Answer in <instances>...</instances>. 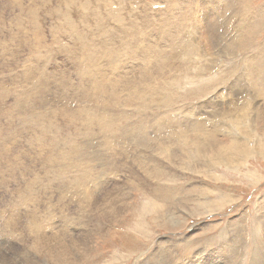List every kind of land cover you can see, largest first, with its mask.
Listing matches in <instances>:
<instances>
[{"label": "rangeland", "instance_id": "rangeland-1", "mask_svg": "<svg viewBox=\"0 0 264 264\" xmlns=\"http://www.w3.org/2000/svg\"><path fill=\"white\" fill-rule=\"evenodd\" d=\"M261 84L264 0H0V264H264Z\"/></svg>", "mask_w": 264, "mask_h": 264}, {"label": "bare ground", "instance_id": "bare-ground-1", "mask_svg": "<svg viewBox=\"0 0 264 264\" xmlns=\"http://www.w3.org/2000/svg\"><path fill=\"white\" fill-rule=\"evenodd\" d=\"M97 1H98V0H97ZM145 1H146V0H145ZM101 2H102V1H101ZM28 5H29V4H28ZM86 5H87V4H86ZM93 5H94V4H93ZM102 5H103V4H102ZM43 6H44V5H43ZM53 6H54V5H53ZM94 6H95V5H94ZM64 7H65V6H64ZM91 7L93 8V6H91ZM103 7L105 8V6H103ZM94 8H95V7H94ZM96 9H97V8H96ZM96 9H95V10H96ZM10 10H11V9H10ZM106 11H108V10H106ZM106 11H105V12H106ZM91 12H92V11H91ZM100 12H101V11H100ZM106 13H107V12H106ZM93 14H94V12H93ZM93 14H92V15H93ZM78 15H80V14H78ZM39 17H40V15H39ZM73 17H75V16L73 15ZM82 17H83V16H82ZM87 17H88V16H87ZM88 18H89V17H88ZM81 19H82V18H81ZM83 19L86 20L87 18H86V19L83 18ZM40 21H41V20H40ZM59 21H61V23H62V20H61V19H60ZM86 21H87V20H86ZM66 23H67V22H66ZM38 24H39V23H38ZM69 24H70V23H69ZM64 25H65V24H64ZM71 25H72V24H70L69 26H71ZM74 26H76V25H74ZM100 27H101V26H100ZM100 27H98V28L100 29ZM17 28H18V27H17ZM40 29H41V28H40ZM32 30H33V29H32ZM100 30H102V29H100ZM103 30H104V29H103ZM74 31H75V30H74ZM97 31H99V30H97ZM102 32H103V31H102ZM102 32H101V34H104V32H103V33H102ZM14 33H15V32H14ZM75 33H76V32H75ZM90 33H91V32H90ZM99 34H100V33H99ZM75 35H76V34H75ZM104 35H105V34H104ZM91 36H92V35H91ZM100 36H101V35H100ZM98 37H99V36H98ZM109 37H110V36H109ZM24 38H25V37H24ZM28 38H29V37H28ZM95 38H96V37H95ZM145 38H146V37H145ZM151 39H152V38H151ZM151 39H149V40H151ZM104 40H105V39H104ZM23 41H24V40H23ZM70 41H71V40H70ZM129 41H130V40H129ZM129 41H128V42L125 41V44H123V45H121V46H120V45L116 46L117 48H116L115 50H106L107 52H110V53L114 51L113 54H112V55L108 58V60H107V61H108V64L110 63V61L112 62V60H113L112 57H113V56H114V58H115V56L117 55L116 53H123V52H124L123 54L127 53V54H129V55H132V57H130V59L132 58L133 60H135V57H138V56L135 55V53H130L129 50H128L127 48H125L126 46H129V45H126V44L129 43ZM152 41H153V40H152ZM32 42H33V40H32ZM71 42H72V41H71ZM64 43H65V42H64ZM84 43H85V42H84ZM25 44H26V43H25ZM131 44H133V43H131ZM138 44H139V43H138ZM34 45H35V44H34ZM89 45H90V43H89ZM89 45H87V46H89ZM107 45H108V44H107ZM107 45H106V46H107ZM116 45H117V44H116ZM125 45H126V46H125ZM124 46H125V47H124ZM133 46H134V45H133ZM145 46H146V45H145ZM111 47H112V46H111ZM113 47H114V45H113ZM151 47H152V46H151ZM83 48H84V47H83ZM107 48H108V47H107ZM132 49H133V48H132ZM147 49H148V47H147ZM160 49H161V48H159V46L157 47L156 45H155L154 49H152V50L149 49V51H147V55H146V57H145V58L147 59V60L145 59V60H146V63H149V61L152 60V61L154 62V63H152V67H153L154 65H157L156 63H157V60H159V59H155V57H156L155 55H156V54L154 55L155 57H153V55L151 56V53H160V51H161ZM33 50H34V48H33ZM83 51H84V50H83ZM101 51H102V48H101ZM103 51H105V50H103ZM140 51H143V50H140ZM145 51H146V49H145ZM134 52H135V47H134ZM143 52H144V51H143ZM162 52H163V51H162ZM140 53H141V52H140ZM103 54H104V53H103ZM103 54H102V55H103ZM12 55H13V54H12ZM100 55H101V54H100ZM129 55H128V56H129ZM141 55H142V53H141ZM143 55H144V53H143ZM117 56H118V55H117ZM144 56H145V55H144ZM157 56H158V55H157ZM82 57H84V55H83ZM82 57H81V58H82ZM101 57H102V56H101ZM118 57H119V56H118ZM124 57H126V56H124ZM140 58H141V57H140ZM137 59H138V58H137ZM141 59H142V58H141ZM150 59H151V60H150ZM100 60H102V59H100ZM119 60H120V59H119ZM125 60H127V59H125ZM152 61H151V62H152ZM133 62H134V61H133ZM141 62H143V61H141ZM124 63H126V62H124ZM138 63H139V62H138ZM143 63H144V62H143ZM32 64H33V63H32ZM85 64H86V63H85ZM5 65H6V64H5ZM88 65H89V64H88ZM143 65H145V64H143ZM110 66H111V65H110ZM134 66H136V65H134ZM81 67H83V66L81 65ZM93 67H95V66H94V65H92V66H87L88 73H89L88 75H90V74L92 73V68H93ZM124 67H125V66H124ZM150 67H151V66H150ZM107 68H108V67H107ZM120 68H121V67H120ZM144 69H145V68H144ZM155 69H156V68H155ZM157 69H158V68H157ZM157 69H156V70H157ZM85 70H86V69H85ZM143 71H144V70H143ZM146 71H147V70H146ZM260 71H261V69H260ZM82 72H83V71H82ZM82 72H81V73H82ZM86 72H87V70H86ZM114 72H115V71H114ZM140 72H141V71H140ZM140 72H139V75H140ZM155 72H156V71H155ZM155 72H152V73H155ZM160 72H161V71H160ZM261 72H262V71H261ZM81 73H80V74H81ZM112 73H113V72L111 71V74H112ZM149 73H150V71H149ZM85 74H86V73H85ZM101 74H102V73H101ZM109 74H110V73H109ZM115 74L118 75L117 73H115ZM145 74H146V75H145ZM145 74H143V75L141 74L142 76H140V80H139L137 86H139V85L142 84L143 87H144V89H147V88H149V86H150L151 83H150V84L148 83V82L150 81V78H149L147 72H145ZM86 75H87V74H86ZM260 75H261V74H260ZM43 76H44V75H43ZM261 76H262V75H261ZM90 77H91V76H90ZM90 77H88V78H90ZM112 77H113V76H112ZM112 77H111V78H112ZM123 77H124V76H123ZM123 77H122V79H123ZM151 77H152V76H151ZM107 78H108V77H107ZM111 78H109V79H111ZM116 78H117V77H116ZM118 78H119V76H118ZM126 78H127V77H126ZM138 78H139V77H138ZM156 78H157V77H156ZM92 79H94V78L92 77ZM112 79H113V78H112ZM257 79H258V78H256V80H257ZM261 79H263V78H261ZM117 80H119V79H117ZM155 80H156V79H155ZM94 81H95V80H94ZM94 81H93V82H94ZM114 81L116 82V80H114ZM126 81H127V80H126ZM259 81H260V80H259ZM89 82H91V81H89ZM120 82H121V81H120ZM254 82H255V81H254ZM260 83H261V82H260ZM83 84H84V83H83ZM89 84H90V83H89ZM97 84H99V83H97ZM115 84H116V83H115ZM120 84H121V83H120ZM120 84H119V85H120ZM125 84H126V83H124V85H125ZM127 84H130V82H129V83L127 82ZM148 84H149V86H148ZM255 84H256V85H255ZM255 84H253V85H255L254 88H256V87H258V86L260 85L259 83H258V84L255 83ZM87 85H88V84H87ZM92 85H94V84H92ZM261 85H262V84H261ZM99 86H100V85H99ZM101 86H102V85H101ZM121 86H123V85H121ZM121 86H120V87H121ZM137 86H136V88H137ZM251 86H252V85H251ZM262 86L264 87V85H262ZM91 87H92V86H91ZM112 87H113V86H112ZM248 88H249V87H248ZM149 89H150V88H149ZM149 89H148V95H149V91H150ZM251 89H252V88H251ZM118 90H119V89H118ZM130 90H131V89H130ZM132 90H133V89H132ZM157 90H158V89H157ZM4 91H5V90H4ZM103 91H104V90H103ZM136 91H137V90H136ZM154 91H156V89H155ZM105 92H106V91H105ZM143 92H145V91H143ZM115 94H116V93H115ZM132 94H133V93H132ZM134 94H136V96H138V95H139V92H138V91H137L136 93L134 92ZM143 94H144V93H143ZM263 94H264V93H263ZM140 95H141V94H140ZM116 96H117V95H116ZM149 96H151V95H149ZM260 96H261V95H260ZM261 97H263V95H262ZM110 98H111V97H110ZM127 98H128V97H127ZM130 98H132V97H130ZM134 98H135V96H134ZM125 99H126V98H124V100H125ZM128 99H129V98H128ZM261 100H262V99H261ZM125 101L127 102V100H125ZM141 101H143V100H141ZM95 102H96V101H95ZM89 103H90V102H89ZM96 106H97V105H96ZM86 111H87V110H85V112H86ZM4 112H5V111H4ZM86 113H88V112H86ZM91 113H92V112H91ZM91 113H89V114L92 116L94 113H93V114H91ZM96 115H99V113L96 114ZM260 115H261V114H260ZM91 116H90V117H91ZM88 117H89V116H88ZM261 117H263V116H261ZM96 119H97V118H96ZM86 120H87V119H86ZM90 120H91V119H90ZM93 120H94V119L92 118V121H93ZM255 120H256V119H255ZM89 122H90V121H89ZM94 122H95V121H94ZM5 123H6V122H5ZM83 123H84V122H83ZM86 124H87V123H86ZM89 124H90V123H89ZM100 126H101V125H100ZM111 126H112V125H111ZM146 127H147V126H146ZM4 129H5V128H4ZM101 129H102V128H101ZM145 129H146V128H145ZM145 129L143 128V130H145ZM186 129H187V127H186ZM104 130H106V129H104ZM104 130H103V131H104ZM183 130H184V129H183ZM139 131H140V129H139ZM185 131H186V130H185ZM116 132H117V131H116ZM200 132H202V131L200 130ZM131 133H132V132H131ZM131 133H130V134H131ZM193 133H194V132H193ZM107 134H108V133H107ZM128 134H129V133H128ZM136 134H137V133H136ZM131 135H132V134H131ZM133 135H135V134H133ZM137 136H138V135H137ZM189 136H190V135H189ZM199 136H200V135H199ZM53 137H54V136H53ZM138 137H139V136H138ZM239 137H240V136H239ZM256 137H258V136H256ZM115 138H116V137H115ZM58 139H59V138H58ZM146 140H147V139H146ZM199 140H201V139L198 138V139L195 140V141L197 142V141H199ZM133 141H134V140H133ZM255 141H256V140H255ZM55 142H57V141H55ZM239 142H240V141H239ZM246 142H247V141H246ZM242 144H243V143H242ZM44 145H45V144H44ZM58 145H59V144H58ZM67 145H68V143H67ZM247 145H248V144H247ZM150 146H151V145H150ZM150 146H149V147H150ZM55 147H57V146H55ZM74 147H75V146H74ZM57 148H59V146H58ZM57 148H55V149H57ZM239 148H240V147H239ZM245 148H246V147H245ZM260 148H261V147H260ZM263 148H264V147H263ZM146 149H147V148H146ZM256 149H257V148H256ZM74 150H75V149H74ZM259 152H260V151H259ZM67 154H68V153H67ZM67 154H66V155H67ZM70 154H71V153H70ZM44 155H45V154H44ZM72 155H73V154H71V157H72ZM47 156H48V155H47ZM33 160H34V159H33ZM214 162H216V160H215ZM55 165H56V164H55ZM74 171H75V170H74ZM56 172H57V171H56ZM57 174H58V172H57ZM59 174H60V173H59ZM58 176H59V175H58ZM137 179H138V178H137ZM141 180H142V179H141ZM141 180L138 179V183H140L139 181H141ZM53 182H54V181H53ZM135 182H136V181H135ZM141 182H142V181H141ZM49 183H50V182H49ZM142 183H143V182H142ZM57 188H58V187H57ZM114 189H115V188H114ZM28 194H29V193H28ZM112 194H113V193H112ZM103 195H104V194H103ZM105 196H106V195H105ZM106 197H107V196H106ZM116 200H117V199H116ZM113 201H114V200H113ZM117 201H118V200H117ZM104 202H105V201H104ZM50 207H51V206H50ZM104 207H105V206H104ZM8 208H9V207H8ZM102 209H103V208H102ZM105 210H106V209H105ZM107 211H108V210H107ZM112 215H113V214H112ZM32 217H33V216H32ZM36 218H37V217H36ZM46 220H47V219H46ZM17 222H18V221H17ZM27 224H28V223H27ZM35 224H36V222H35ZM35 224H34V225H35ZM40 225H41V224H40ZM54 225H55V224H54ZM25 226H26V225H25ZM33 227H34V226H32V229H33ZM36 227H38L37 224H36ZM49 227H50V226H49ZM30 229H31V227H30ZM32 229H31V232L33 231ZM37 230H39V229H37ZM34 231H35V230H34ZM34 231L32 232L33 234H34ZM31 232H30V233H31ZM2 233H3V232H2ZM12 235H13V233H12ZM34 235H35V234H34ZM13 241H14V240H13ZM53 242H54V241H53ZM41 243H42V242H41ZM59 243H60V241H59ZM59 243H58V244H59ZM62 243H63V241H62ZM62 243H61V244H62ZM44 244H45V243H44ZM63 244H64V243H63ZM63 244H62V245H63ZM66 244H68V243H66ZM71 244H72V243H71ZM75 244H77V246H78V245H79V242H75ZM82 244H83L84 246L86 245V244H84L83 242H82ZM48 245H49V243H48ZM51 245H53V244H51ZM56 245H57V244H56ZM62 245H61V246H62ZM39 246H41V245H40V242H39ZM42 246H43V243H42ZM49 246H50V245H49ZM59 246H60V245H59ZM43 247H45V246H43ZM56 247H57V246H56ZM68 247H69V246H68ZM37 248H38V245H37ZM37 248L35 247L34 249H37ZM48 248H49V247H48ZM62 248H63V247H62ZM65 248H67V247H65ZM68 249H69V248H68ZM38 250H39V249H38ZM56 250H57V249H56ZM58 250H59V248H58ZM58 250H57V252H58ZM33 251H34V250H33ZM24 252H27V251H24ZM36 252H40V251H37V250H36ZM62 252H64V251H62ZM34 253H35V252H34ZM58 253H59V252H58ZM50 254H51V253H50ZM64 254H65V253H64ZM62 255H63V254H62ZM54 257H55V256H54ZM4 259H5V258H4ZM66 260H67V259H66ZM4 261H5V260H4ZM5 264H6V263H5Z\"/></svg>", "mask_w": 264, "mask_h": 264}]
</instances>
